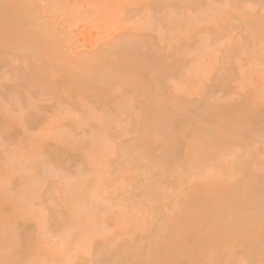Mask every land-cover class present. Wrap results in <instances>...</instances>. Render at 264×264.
<instances>
[{
  "label": "bare ground",
  "instance_id": "6f19581e",
  "mask_svg": "<svg viewBox=\"0 0 264 264\" xmlns=\"http://www.w3.org/2000/svg\"><path fill=\"white\" fill-rule=\"evenodd\" d=\"M0 140V264H264V0H0Z\"/></svg>",
  "mask_w": 264,
  "mask_h": 264
},
{
  "label": "rangeland",
  "instance_id": "374dc122",
  "mask_svg": "<svg viewBox=\"0 0 264 264\" xmlns=\"http://www.w3.org/2000/svg\"><path fill=\"white\" fill-rule=\"evenodd\" d=\"M170 10V9H169ZM171 11V12H170ZM169 12L171 13V14H176L175 12H173L172 13V10H170ZM174 11V10H173ZM152 20H151V18H150V16L148 15V12H146V13H144L143 15H139L134 21L132 20V21H130V22H128V24L127 25H132L133 23H136V27L138 26L139 28H141V29H144V30H147V29H151L150 28V24L152 23L151 22ZM159 25V24H158ZM104 29V30H106V26L104 25V26H102L101 24H99V23H95V26H94V29H93V31L95 32V33H97L98 31H99V29ZM161 28V27H160ZM73 30H74V33L75 34H77V36H78V38L80 39V42H82V43H85L86 41H87V38H85V37H87V36H85L84 37V35L83 34H81L80 33V28L79 27H74L73 28ZM82 35H83V37H82ZM84 40H86V41H84ZM203 44H202V48L204 49L205 48V50H204V55H205V53L206 54H208V56H209V54L212 56V57H214V58H212V59H214V61H212V63H209V60L211 59L210 57H206V59L205 60H208L209 58V60L208 61H206V64H201V62H200V60H198V58H200V59H202L203 61V63H204V56L203 57H198L197 58V56H200V55H198L199 53H201V52H198L197 51V49H199V48H201V46L200 47H198L197 49H196V51H197V53L198 54H194L193 52V54L191 53V55L194 57V59L192 60V58H191V60H192V63L193 62H196V63H198V64H201V65H204V66H197V64L195 63H193L194 64V66H193V64L191 65V67L190 68H192V70L194 71V73H192V75H193V77L192 78H190L191 79V81L192 82H196L195 84H193L192 82V84L193 85H196V86H199V85H201V82L202 81H204L206 78H205V74H207L208 73V71H211L212 70V68H213V66L212 65H215L216 64V62H215V57L216 58H218V57H220L221 56V52H219V51H217V49H216V47L214 46V45H212L211 44V42L208 40V41H206L205 40V42H202ZM204 43H205V46H204ZM192 48V47H191ZM201 48V49H202ZM89 50H91V49H93V48H88ZM193 49V48H192ZM201 51V50H200ZM203 51V50H202ZM202 53V54H203ZM195 55H196V58H197V60H196V58H195ZM199 61V62H198ZM209 64H208V63ZM193 66V67H192ZM197 68H196V67ZM190 73V72H189ZM190 75H191V73H190ZM195 79V80H194ZM194 80V81H193ZM177 82V86H181V83H179V82H181V81H174V85H175V83ZM177 86H175V87H177ZM182 86H183V84H182ZM179 87H177V88H179ZM71 116L72 117H79L80 115H79V113H75V112H73V111H71ZM116 124L117 123H113V127H115L116 126ZM3 140H0V152L2 153V157H3V159L5 160V162H8V160H7V158H5V157H10L11 158V156L10 155H13V154H10V152L8 151V146H11V145H8V144H6L7 142H2ZM2 142V143H1ZM4 143V145H2ZM109 144H111V143H109ZM7 146V147H6ZM20 146H23L22 144L20 145ZM20 146H18V148H19V153H18V151H16V149H18L17 147H16V145H12L11 146V149H12V151H11V153H13V152H15V154H17L18 156H21L20 158L19 157H17V155L15 156V154H14V156H12V159L13 160H15V159H21V158H24V154H22V152L20 153V151H24V148L23 147H20ZM112 146V145H111ZM3 147V148H2ZM7 149H6V148ZM108 147H110V145L108 146ZM13 148H14V151H13ZM23 148V149H22ZM111 148V147H110ZM2 149H3V151H2ZM10 149V148H9ZM10 149V150H11ZM5 151H8V153H6ZM5 152V153H4ZM24 153V152H23ZM9 154V155H8ZM14 157H17V158H15L14 159ZM12 159H9V161L11 160V161H13ZM7 160V161H6ZM3 161V160H2ZM211 171L212 172H214L215 171V169H211ZM212 172H211V174H212ZM101 222H103L104 223V220H101ZM109 223H107L106 225H108ZM104 224H101V225H97L96 227H97V229H103L104 228V226H103ZM101 226H103V227H101ZM112 226V225H111ZM107 227V226H106ZM109 229H110V226H109ZM109 229H105L106 231L105 232H107V231H109ZM104 230V229H103ZM112 231H113V229H112ZM109 232H111V231H109ZM54 237L55 236H52V235H49V238H48V241H47V244H46V247H45V250H49L50 251V253L51 254H53L54 256H57V257H61L60 255L61 254H63L62 252H61V250L58 248V245H57V242L55 241V239H57V237H55V239H54ZM85 242H87V241H85ZM88 248H91V247H88ZM50 253L48 254V255H50ZM66 255H68L67 253H65ZM67 259V258H66ZM65 259V260H66ZM69 259V258H68ZM68 259L66 260V262L68 261ZM71 260V259H70Z\"/></svg>",
  "mask_w": 264,
  "mask_h": 264
}]
</instances>
